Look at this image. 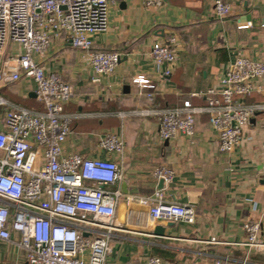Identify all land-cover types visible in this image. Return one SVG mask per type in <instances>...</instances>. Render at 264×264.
Here are the masks:
<instances>
[{
  "label": "crops",
  "instance_id": "1",
  "mask_svg": "<svg viewBox=\"0 0 264 264\" xmlns=\"http://www.w3.org/2000/svg\"><path fill=\"white\" fill-rule=\"evenodd\" d=\"M223 1L232 8L225 19L216 16L215 0H165L162 7H148L144 0L111 4L106 31L93 37L94 50L121 55L110 75H96L88 54L64 40L52 42L43 62L46 72L61 74L74 89L65 110L77 117L64 151L120 163L125 194L132 197L119 204L107 264H147L152 257L164 264H209L214 256L225 258V264H242L246 222H260L264 240V112L253 117L255 124L247 125L243 138L227 153L220 151L218 132L206 114L196 120L192 136L165 141L155 117L136 113L180 107L185 101L205 106L206 92L221 89L220 81L238 55L264 63V0ZM242 25L248 27L240 29ZM171 36L177 39L176 63L159 66L152 47ZM14 50L9 43L3 58ZM138 76L155 86L152 99L147 97L150 90L133 82ZM254 89L243 101L263 103L264 77L254 81ZM35 90L33 81L23 79L0 88V93L13 103L43 110ZM109 134L124 139L123 156L100 150V140ZM161 169L172 171L173 177L159 178ZM156 190L165 201L193 207L195 224L150 219L149 208L137 198ZM156 226L163 237L154 236ZM213 238L221 243H210ZM248 258L249 264H264V253ZM0 264H27L17 238L0 244Z\"/></svg>",
  "mask_w": 264,
  "mask_h": 264
},
{
  "label": "built area",
  "instance_id": "2",
  "mask_svg": "<svg viewBox=\"0 0 264 264\" xmlns=\"http://www.w3.org/2000/svg\"><path fill=\"white\" fill-rule=\"evenodd\" d=\"M121 1L0 0V88L31 80L43 105V110L30 109L0 93V244L14 243L17 238L27 264H107L119 204L132 200L122 190L120 163L108 157L89 158L64 151L77 117L65 110L74 89L61 74L46 72L43 66L52 42L64 40L88 54L96 75L112 74L121 55L94 50L93 37L106 31L108 8ZM164 2L144 0L148 7H162ZM214 11L219 19H225L232 8L223 0H215ZM9 43L16 50L4 59L3 50ZM176 44L174 36L155 43L153 61L159 66H173ZM261 77L264 63L240 54L221 79V89L206 92L205 106L185 101L180 107H154L136 113L155 117L160 138L165 141L192 136L196 120L206 114L218 132L220 151L231 152L243 138L249 119L264 112V102L243 101ZM133 82L150 90L147 97L152 99L155 86L149 79L138 76ZM119 116L123 118L125 113ZM124 148V139L119 135L109 134L100 140V150L106 154L123 156ZM173 174L166 169L156 172L166 180ZM137 199L149 208V217L154 221L196 222L193 207L165 201L161 190ZM243 228L246 240L242 245L247 256L242 264H249L251 253H264L262 225L246 222ZM210 243L221 241L213 238ZM147 264L164 263L152 257ZM209 264H225V258L214 256Z\"/></svg>",
  "mask_w": 264,
  "mask_h": 264
},
{
  "label": "water",
  "instance_id": "3",
  "mask_svg": "<svg viewBox=\"0 0 264 264\" xmlns=\"http://www.w3.org/2000/svg\"><path fill=\"white\" fill-rule=\"evenodd\" d=\"M250 18H252L251 17V15H250ZM35 97H36V94L34 95ZM255 124V119L254 118H250L249 119V121H248V126H251V125H254ZM163 180H161L160 181V183H161V185L163 184ZM263 183H264V181H262ZM123 192L124 193H126L127 192V190H126V185L125 184H123ZM153 234H154V236L155 237H163L164 236V232H163V230H162V228L161 227H159V226H156L154 229H153Z\"/></svg>",
  "mask_w": 264,
  "mask_h": 264
},
{
  "label": "rangeland",
  "instance_id": "4",
  "mask_svg": "<svg viewBox=\"0 0 264 264\" xmlns=\"http://www.w3.org/2000/svg\"><path fill=\"white\" fill-rule=\"evenodd\" d=\"M7 52V46H5V48H4V50H3V55L5 54ZM3 58V57H2ZM14 96V95H13ZM19 103H21V104H23L22 102H19ZM23 105H25V104H23Z\"/></svg>",
  "mask_w": 264,
  "mask_h": 264
}]
</instances>
